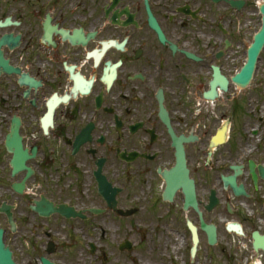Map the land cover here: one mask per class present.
<instances>
[{
  "label": "flooded vegetation",
  "instance_id": "af4514ba",
  "mask_svg": "<svg viewBox=\"0 0 264 264\" xmlns=\"http://www.w3.org/2000/svg\"><path fill=\"white\" fill-rule=\"evenodd\" d=\"M0 167L18 264H264V0H0Z\"/></svg>",
  "mask_w": 264,
  "mask_h": 264
},
{
  "label": "water",
  "instance_id": "95a60500",
  "mask_svg": "<svg viewBox=\"0 0 264 264\" xmlns=\"http://www.w3.org/2000/svg\"><path fill=\"white\" fill-rule=\"evenodd\" d=\"M261 46H262V42L261 39H259V41L250 50V59H251V64L249 65L250 70L252 69V60L256 59ZM14 164L18 166L21 163L15 160ZM18 169L19 168L16 167L15 172H17ZM15 187L16 189L21 190L22 184H17L15 185ZM3 209L5 208L2 207L1 210ZM0 264H17L12 257V251L10 250V247L5 244L3 228H0Z\"/></svg>",
  "mask_w": 264,
  "mask_h": 264
},
{
  "label": "rangeland",
  "instance_id": "374dc122",
  "mask_svg": "<svg viewBox=\"0 0 264 264\" xmlns=\"http://www.w3.org/2000/svg\"><path fill=\"white\" fill-rule=\"evenodd\" d=\"M8 174H9L8 169H2L0 167V204L5 199V196H6L7 184L9 182V179L7 178ZM0 222L7 229V232H6L7 243L12 245L15 248L17 246V244L14 243V236H13L14 234L9 230V228L7 226L6 216L4 213H0ZM17 233L19 234L20 239H22V236L24 233L22 231H19Z\"/></svg>",
  "mask_w": 264,
  "mask_h": 264
}]
</instances>
